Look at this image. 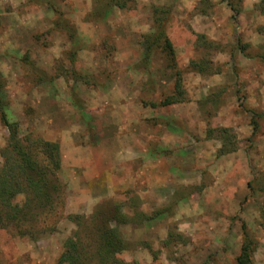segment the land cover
<instances>
[{"label":"rangeland","instance_id":"rangeland-1","mask_svg":"<svg viewBox=\"0 0 264 264\" xmlns=\"http://www.w3.org/2000/svg\"><path fill=\"white\" fill-rule=\"evenodd\" d=\"M0 78L49 191L0 215V264H55L69 237L103 264L106 226L129 264H264V0H0ZM8 139L0 117V175Z\"/></svg>","mask_w":264,"mask_h":264},{"label":"trees","instance_id":"trees-1","mask_svg":"<svg viewBox=\"0 0 264 264\" xmlns=\"http://www.w3.org/2000/svg\"><path fill=\"white\" fill-rule=\"evenodd\" d=\"M130 1V0H129ZM128 0H110L111 5H116L122 7L126 5ZM153 36L149 37L147 41L150 40ZM163 40V45L161 46L162 51L167 56V59L171 62L170 64H175L174 60V48L171 42L161 34L160 36H154L149 42L148 47L152 45H157V43ZM180 72L175 73V82L173 93L165 97L160 101V105H167L170 103L183 100L181 78L179 76ZM155 105V103H153ZM0 117L3 124L8 129V145L10 146V156L5 160L4 166L2 167L3 173L0 175V215L5 214L6 220L17 219V216L22 212L21 206L11 202V199L14 198L16 193L21 191L32 190L38 197L47 196L49 194L48 189L46 188V179L45 176L47 171L42 167H39L36 162L30 156L29 148L22 145L21 141L16 135L15 125L10 122L6 114V110L1 97V78H0ZM223 130V129H222ZM223 137L222 148L219 151H225L224 146L229 144V140H224L226 137ZM40 145L42 151L48 156L49 161L52 163L53 167H58L60 162L53 156V150L56 149V145L49 141L40 140ZM10 159V161H9ZM10 162V163H9ZM18 175H23V183H26V188H20L19 183L16 182ZM13 180L11 184L7 180ZM16 183V184H15ZM48 197V196H47ZM39 200V199H38ZM101 241L99 242L96 250V254L99 258V262L103 264H129L128 262L123 261L117 254L126 248V245L123 243L121 237L118 234L117 228L104 227L100 235ZM82 241L77 238L69 237L65 240L63 244V249L59 254L55 264H84L85 254L83 252ZM239 259L250 262V253L249 245L247 240L243 242L241 246V254Z\"/></svg>","mask_w":264,"mask_h":264}]
</instances>
